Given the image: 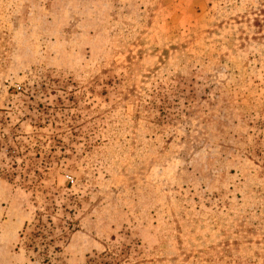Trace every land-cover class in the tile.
<instances>
[{
	"label": "rangeland",
	"instance_id": "1",
	"mask_svg": "<svg viewBox=\"0 0 264 264\" xmlns=\"http://www.w3.org/2000/svg\"><path fill=\"white\" fill-rule=\"evenodd\" d=\"M103 253L264 264V0H0V264Z\"/></svg>",
	"mask_w": 264,
	"mask_h": 264
},
{
	"label": "trees",
	"instance_id": "2",
	"mask_svg": "<svg viewBox=\"0 0 264 264\" xmlns=\"http://www.w3.org/2000/svg\"><path fill=\"white\" fill-rule=\"evenodd\" d=\"M98 258L101 259V261L100 262H95V264H104V263H102V259H105V258L106 259H110V254L103 253V254L99 255ZM106 264H108V263H106Z\"/></svg>",
	"mask_w": 264,
	"mask_h": 264
},
{
	"label": "built area",
	"instance_id": "3",
	"mask_svg": "<svg viewBox=\"0 0 264 264\" xmlns=\"http://www.w3.org/2000/svg\"><path fill=\"white\" fill-rule=\"evenodd\" d=\"M17 91L20 89L18 86L15 88ZM68 183L71 184L72 180L70 178H67Z\"/></svg>",
	"mask_w": 264,
	"mask_h": 264
}]
</instances>
